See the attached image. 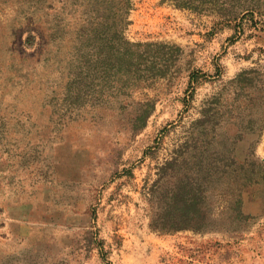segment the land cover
Listing matches in <instances>:
<instances>
[{
  "label": "rangeland",
  "instance_id": "374dc122",
  "mask_svg": "<svg viewBox=\"0 0 264 264\" xmlns=\"http://www.w3.org/2000/svg\"><path fill=\"white\" fill-rule=\"evenodd\" d=\"M187 1L0 0V264H264V0Z\"/></svg>",
  "mask_w": 264,
  "mask_h": 264
},
{
  "label": "trees",
  "instance_id": "16d2710c",
  "mask_svg": "<svg viewBox=\"0 0 264 264\" xmlns=\"http://www.w3.org/2000/svg\"><path fill=\"white\" fill-rule=\"evenodd\" d=\"M220 3V5L223 6V10H224V13H236L238 11L237 9V3L235 0H218ZM176 4L178 5H181V6H191L194 4L193 1H187V0H176ZM86 44H84L85 46ZM86 62H88V59H87V54L83 53V55L81 56V59L78 63V67H77V70L78 72L77 73H74L75 74V77L72 81H70L69 83V87L72 86L73 83H75V81H78L79 83H83L82 85V89H78V95L81 94V92H85V85L88 87V83H87V77L89 75V72H88V67H86ZM72 91H67V95H70ZM183 210V209H182Z\"/></svg>",
  "mask_w": 264,
  "mask_h": 264
}]
</instances>
